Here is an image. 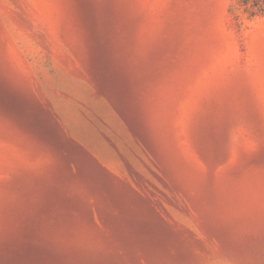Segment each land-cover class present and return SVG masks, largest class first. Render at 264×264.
Wrapping results in <instances>:
<instances>
[{"label":"rangeland","instance_id":"rangeland-1","mask_svg":"<svg viewBox=\"0 0 264 264\" xmlns=\"http://www.w3.org/2000/svg\"><path fill=\"white\" fill-rule=\"evenodd\" d=\"M0 264H264V0H0Z\"/></svg>","mask_w":264,"mask_h":264}]
</instances>
